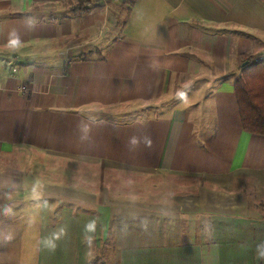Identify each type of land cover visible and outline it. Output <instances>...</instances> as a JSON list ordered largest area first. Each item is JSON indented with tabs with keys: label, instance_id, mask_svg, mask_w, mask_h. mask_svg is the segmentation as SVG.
<instances>
[{
	"label": "crops",
	"instance_id": "1",
	"mask_svg": "<svg viewBox=\"0 0 264 264\" xmlns=\"http://www.w3.org/2000/svg\"><path fill=\"white\" fill-rule=\"evenodd\" d=\"M77 2L0 0V264H264V137L233 88L264 0ZM39 159L168 186L111 201Z\"/></svg>",
	"mask_w": 264,
	"mask_h": 264
},
{
	"label": "rangeland",
	"instance_id": "2",
	"mask_svg": "<svg viewBox=\"0 0 264 264\" xmlns=\"http://www.w3.org/2000/svg\"><path fill=\"white\" fill-rule=\"evenodd\" d=\"M133 0H124L126 6H130ZM63 4V3H62ZM66 5V4H63ZM126 10V9H125ZM123 20V18H122ZM140 113V112H139ZM132 117V116H131ZM38 163H42L44 168L42 171H46L45 176L49 182L56 181V177H59L61 173L71 176L74 175L79 179H90L94 182L91 188L94 192L102 191L104 188L108 192L109 200L121 201V200H135L139 197V185L144 184V191L151 192V190L157 189L158 186L163 185V191L167 190L168 181L164 177H160L159 180L152 179L151 177H143L141 175H129L123 173H117L109 169L100 167H85L73 164L59 163L55 160H37ZM61 171V173L59 172ZM71 180H67V183L63 185L70 186ZM76 185V183H75ZM81 190H88V184H79ZM247 200L250 204L262 214L264 219V192L257 190L253 194H247ZM108 199V198H106ZM108 201V200H107Z\"/></svg>",
	"mask_w": 264,
	"mask_h": 264
},
{
	"label": "trees",
	"instance_id": "3",
	"mask_svg": "<svg viewBox=\"0 0 264 264\" xmlns=\"http://www.w3.org/2000/svg\"><path fill=\"white\" fill-rule=\"evenodd\" d=\"M91 0H78V6ZM233 83L243 132L264 137V60L247 58Z\"/></svg>",
	"mask_w": 264,
	"mask_h": 264
},
{
	"label": "clouds",
	"instance_id": "4",
	"mask_svg": "<svg viewBox=\"0 0 264 264\" xmlns=\"http://www.w3.org/2000/svg\"><path fill=\"white\" fill-rule=\"evenodd\" d=\"M13 43H19L18 39L16 41H13ZM96 227H97V225H96L95 219L90 220L85 225V232L86 233H94L96 231ZM61 231H63V230H61ZM54 237L58 238V236H55V234H54ZM85 238L89 243H91V239H92L91 236H86ZM44 243L46 244V246L55 248V244L53 243L52 239H47L44 241ZM257 253H258V258L264 259V244L257 246Z\"/></svg>",
	"mask_w": 264,
	"mask_h": 264
},
{
	"label": "built area",
	"instance_id": "5",
	"mask_svg": "<svg viewBox=\"0 0 264 264\" xmlns=\"http://www.w3.org/2000/svg\"><path fill=\"white\" fill-rule=\"evenodd\" d=\"M73 1H74V0H61V2H62L63 4H70V3H72ZM98 1L105 3L107 0H98ZM21 93H22V94H27L26 89H25V88H22V89H21Z\"/></svg>",
	"mask_w": 264,
	"mask_h": 264
}]
</instances>
